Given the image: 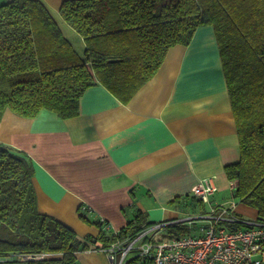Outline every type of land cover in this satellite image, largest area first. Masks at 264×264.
<instances>
[{
    "label": "trees",
    "instance_id": "trees-1",
    "mask_svg": "<svg viewBox=\"0 0 264 264\" xmlns=\"http://www.w3.org/2000/svg\"><path fill=\"white\" fill-rule=\"evenodd\" d=\"M60 14L84 40L82 52L41 1L0 6V122L6 111L24 119L44 111L78 117L82 97L97 84L128 104L170 49L189 46L198 29L211 26L240 143V160L226 175L238 183L235 199L264 224V0H66ZM34 176L27 154L0 144V264H80L77 253L134 239L155 224L137 212L113 232L82 206L80 218L99 234L80 237L39 211ZM197 204L193 197L189 209ZM168 232L184 231L171 226Z\"/></svg>",
    "mask_w": 264,
    "mask_h": 264
},
{
    "label": "crops",
    "instance_id": "crops-1",
    "mask_svg": "<svg viewBox=\"0 0 264 264\" xmlns=\"http://www.w3.org/2000/svg\"><path fill=\"white\" fill-rule=\"evenodd\" d=\"M11 1L0 0V6ZM39 1L82 52L84 40L60 14L66 0ZM0 144L31 159L39 211L80 237L99 234L80 218L82 206L117 232L137 212L150 223L182 218L178 204L191 208L193 188L205 178L213 177L218 187L212 202L223 203L216 195L229 186L226 167L240 160V143L214 28L202 27L189 46L170 49L157 75L128 104L97 84L72 119L47 111L24 119L6 111ZM238 213L257 218L244 204ZM77 258L80 264H111L98 250Z\"/></svg>",
    "mask_w": 264,
    "mask_h": 264
},
{
    "label": "built area",
    "instance_id": "built-area-1",
    "mask_svg": "<svg viewBox=\"0 0 264 264\" xmlns=\"http://www.w3.org/2000/svg\"><path fill=\"white\" fill-rule=\"evenodd\" d=\"M237 185L229 181L231 199L216 205L212 202L218 192L214 178L202 179L192 195L199 204L186 219L149 225L134 239L117 240L101 250L111 264H128L133 259H139V264H264V224L239 215L240 203L234 197ZM195 209L199 211L193 213ZM167 226L184 232L170 234Z\"/></svg>",
    "mask_w": 264,
    "mask_h": 264
},
{
    "label": "rangeland",
    "instance_id": "rangeland-1",
    "mask_svg": "<svg viewBox=\"0 0 264 264\" xmlns=\"http://www.w3.org/2000/svg\"><path fill=\"white\" fill-rule=\"evenodd\" d=\"M77 48L78 49H81V47H79L78 45H77ZM77 49V50H78ZM79 51V50H78ZM80 52V51H79ZM82 54V53H81ZM33 185H34V182H33ZM34 189H35V185H34ZM36 192V191H35ZM231 196H232V194H231V190H230V187L228 186V188L227 189H223L221 192H220V195L218 194V196L216 195V198H218L219 200H230L231 199ZM181 203H185V201H181ZM181 203H179L178 205H180L177 209L179 210V213H178V215L180 216V217H182L183 219H186V217L185 216H188L190 213H192V212H190V211H185V212H182V210H184V208H181ZM38 207H39V205H38ZM181 208V209H180ZM186 210H189V209H186ZM199 210L198 209H195V210H193V213H197ZM49 216H52L53 218H55L56 220H59V221H61L60 220V218L58 219L56 216H54V215H50V214H48ZM169 221V220H168ZM63 222V221H62ZM169 227H171V226H167L166 227V231H168V228ZM98 251H102L101 249H99Z\"/></svg>",
    "mask_w": 264,
    "mask_h": 264
}]
</instances>
